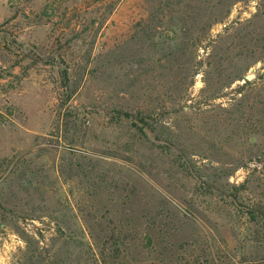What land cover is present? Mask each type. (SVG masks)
<instances>
[{
  "label": "rangeland",
  "instance_id": "rangeland-1",
  "mask_svg": "<svg viewBox=\"0 0 264 264\" xmlns=\"http://www.w3.org/2000/svg\"><path fill=\"white\" fill-rule=\"evenodd\" d=\"M0 264H264V0H0Z\"/></svg>",
  "mask_w": 264,
  "mask_h": 264
},
{
  "label": "trees",
  "instance_id": "trees-1",
  "mask_svg": "<svg viewBox=\"0 0 264 264\" xmlns=\"http://www.w3.org/2000/svg\"><path fill=\"white\" fill-rule=\"evenodd\" d=\"M115 116L117 118H125V119H131L132 120V116L130 114H128L127 112H116Z\"/></svg>",
  "mask_w": 264,
  "mask_h": 264
},
{
  "label": "water",
  "instance_id": "water-1",
  "mask_svg": "<svg viewBox=\"0 0 264 264\" xmlns=\"http://www.w3.org/2000/svg\"><path fill=\"white\" fill-rule=\"evenodd\" d=\"M250 77H251V75H247V76H246L247 79L250 78Z\"/></svg>",
  "mask_w": 264,
  "mask_h": 264
}]
</instances>
